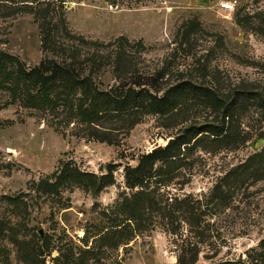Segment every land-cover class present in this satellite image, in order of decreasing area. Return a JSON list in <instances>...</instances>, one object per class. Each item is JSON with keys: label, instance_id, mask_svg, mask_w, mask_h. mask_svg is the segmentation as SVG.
Returning a JSON list of instances; mask_svg holds the SVG:
<instances>
[{"label": "rangeland", "instance_id": "rangeland-1", "mask_svg": "<svg viewBox=\"0 0 264 264\" xmlns=\"http://www.w3.org/2000/svg\"><path fill=\"white\" fill-rule=\"evenodd\" d=\"M64 1L0 0V56L31 70L46 59L61 61L67 50L80 61L123 50L136 74L160 87L186 80L223 94L243 88L264 95V30L254 19L243 26L236 20L238 13L264 14V0ZM226 4L233 10L224 9ZM47 24L51 44L44 47ZM108 61L94 76L102 91L117 84ZM185 112V122L170 127L145 115L127 133L120 130L117 146L108 145L88 137L86 124L61 104L27 106L19 85L0 76V264H175V237L161 221L126 241L113 232L124 226L119 204L131 193L124 168L137 166L141 156L164 148L190 125L213 121L200 104H189ZM242 124V144L231 149L203 141L163 189L201 199L232 169L245 163L258 168L224 210L209 218L225 243L212 260L203 246L197 264L243 258L264 237V165L254 159L264 150V115L251 108ZM64 164L96 175L112 165L115 183L98 196L77 186L43 194L38 185ZM84 251L90 253L81 256Z\"/></svg>", "mask_w": 264, "mask_h": 264}, {"label": "trees", "instance_id": "trees-1", "mask_svg": "<svg viewBox=\"0 0 264 264\" xmlns=\"http://www.w3.org/2000/svg\"><path fill=\"white\" fill-rule=\"evenodd\" d=\"M57 1L62 5L65 2ZM50 6L48 3L47 8ZM236 16L238 25H248L250 22L247 19H254L259 21L258 30H264V14L248 16L238 13ZM46 27L42 38L44 47L51 44V26L47 24ZM121 42L122 39H118L116 45L119 46ZM67 52L61 61L46 59L31 70L2 54L0 76L7 78L14 87L19 85L26 95L27 106L45 109L61 104L79 122L86 124L88 137L108 145L117 146L120 130L127 133L145 115H156L162 119L163 126L170 127L185 122V110L191 103L202 105L212 114L211 123L190 125L164 148L141 156L137 166L127 165L124 168L125 187L131 193L124 195L119 204L118 213L123 216L120 223L124 226L113 232V236L120 233V236H124L122 241H126L130 235L142 232L147 224L161 221L175 237V264H197L201 248L205 245L212 252L206 258H216L219 244L225 242L220 229H216V226L211 228L209 218L218 214L219 210H224L232 201L235 191L252 174H256L258 168L245 163L232 169L217 182L208 196L201 199L171 196L163 189L181 175L186 158L203 141L231 149L242 144V118L251 108L264 115V95L243 88L223 94L217 88L196 85L186 80L160 87L157 80L148 82L137 75L132 56L126 55L123 50L104 57H86L83 61L75 54L69 57ZM105 60H109L117 84L102 91L95 84L94 76L104 66ZM160 91L162 95H159ZM254 159L258 165H264V150ZM113 174L112 165H109L106 174L96 175L64 164L54 173L52 180L48 178L38 187L45 195L58 194L63 187L77 186L98 196L105 188L114 185ZM182 223L186 225L185 230L180 228ZM123 232L129 235L125 236ZM39 253L42 255L44 251L39 250ZM89 253L84 251L81 256ZM213 264H264V237L243 258L223 259Z\"/></svg>", "mask_w": 264, "mask_h": 264}, {"label": "built area", "instance_id": "built-area-1", "mask_svg": "<svg viewBox=\"0 0 264 264\" xmlns=\"http://www.w3.org/2000/svg\"><path fill=\"white\" fill-rule=\"evenodd\" d=\"M224 9H226V10H233V6L232 5H224V7H223Z\"/></svg>", "mask_w": 264, "mask_h": 264}, {"label": "water", "instance_id": "water-1", "mask_svg": "<svg viewBox=\"0 0 264 264\" xmlns=\"http://www.w3.org/2000/svg\"><path fill=\"white\" fill-rule=\"evenodd\" d=\"M42 261H43V259H42Z\"/></svg>", "mask_w": 264, "mask_h": 264}]
</instances>
